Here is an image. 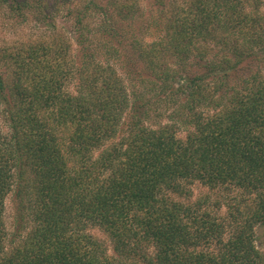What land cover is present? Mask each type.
<instances>
[{
  "label": "trees",
  "instance_id": "16d2710c",
  "mask_svg": "<svg viewBox=\"0 0 264 264\" xmlns=\"http://www.w3.org/2000/svg\"><path fill=\"white\" fill-rule=\"evenodd\" d=\"M263 2L0 0L70 22L0 55V264H264Z\"/></svg>",
  "mask_w": 264,
  "mask_h": 264
},
{
  "label": "rangeland",
  "instance_id": "374dc122",
  "mask_svg": "<svg viewBox=\"0 0 264 264\" xmlns=\"http://www.w3.org/2000/svg\"><path fill=\"white\" fill-rule=\"evenodd\" d=\"M261 10H264V2L261 6ZM55 21H51L50 18L46 20H39L38 16L34 13H27L25 16L20 14H15L9 12L6 9H0V55L6 51H15L22 49L28 45L30 42H35L39 39H51L53 32L55 34H63L64 28L69 27L70 22L66 21L64 10L54 12ZM55 23V26L48 25L47 23ZM65 33V32H64ZM150 38H147L149 41ZM72 49H75L73 41H71ZM6 69V66L3 62H0V72ZM70 89H72V83H70ZM145 95L144 100L149 99ZM156 98H152L153 101ZM153 107L159 105L160 109H167L173 107V101L166 98L159 103H152ZM163 116L162 119H166ZM0 130L6 131V123L2 118V105L0 104ZM182 135V132H180ZM191 200L200 199L205 200L210 210L213 213H219L220 215L226 212L225 205L226 203H236L239 200V191L237 190H228V191H215L209 190L208 188L202 186L198 182H194L190 185ZM217 202H220L222 207L216 209L215 205ZM234 205V204H233ZM5 225L7 229V241H10L14 237H17L21 231L18 229V224L15 219V208L12 195H8L5 199V211H4ZM90 231L96 235L98 238L104 240L108 244V239L106 235L96 227L90 228ZM255 240L256 244L260 250L264 252V225L257 226L255 228Z\"/></svg>",
  "mask_w": 264,
  "mask_h": 264
}]
</instances>
